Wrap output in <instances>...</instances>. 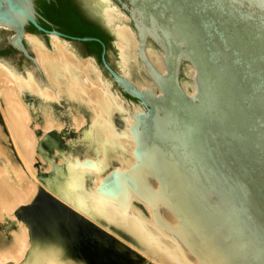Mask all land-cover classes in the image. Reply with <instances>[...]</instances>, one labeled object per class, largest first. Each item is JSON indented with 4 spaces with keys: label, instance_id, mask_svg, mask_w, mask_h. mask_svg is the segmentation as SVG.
Masks as SVG:
<instances>
[{
    "label": "water",
    "instance_id": "water-1",
    "mask_svg": "<svg viewBox=\"0 0 264 264\" xmlns=\"http://www.w3.org/2000/svg\"><path fill=\"white\" fill-rule=\"evenodd\" d=\"M86 1L113 37L115 69L101 44L106 79L141 108L129 130L135 166L108 168L96 193L122 212L130 194L147 204L186 264H264V0ZM39 19L34 0H0V30L30 65L11 66L21 77L40 76L25 36L45 44L28 26L49 33L47 49L54 36L95 63L79 44L93 38L64 40ZM14 215L29 231L20 264H156L41 187Z\"/></svg>",
    "mask_w": 264,
    "mask_h": 264
},
{
    "label": "bare ground",
    "instance_id": "bare-ground-1",
    "mask_svg": "<svg viewBox=\"0 0 264 264\" xmlns=\"http://www.w3.org/2000/svg\"><path fill=\"white\" fill-rule=\"evenodd\" d=\"M25 38L40 76L26 69L21 77L0 62V224L15 219L16 226L0 230V264H20L30 248L28 228L14 212L32 202L39 187L121 232L156 264H186L147 204L130 194L122 212L95 191L108 168L126 172L134 162L129 130L141 108L123 101L92 60L77 57L66 42L52 36L47 49L33 35Z\"/></svg>",
    "mask_w": 264,
    "mask_h": 264
},
{
    "label": "flooded vegetation",
    "instance_id": "flooded-vegetation-1",
    "mask_svg": "<svg viewBox=\"0 0 264 264\" xmlns=\"http://www.w3.org/2000/svg\"><path fill=\"white\" fill-rule=\"evenodd\" d=\"M45 2V4H42V2ZM111 2L115 3L119 9H122L121 3L118 2L117 0H110ZM121 2H126V0H121ZM35 6H36V11L38 12V14L41 16L42 19L38 20L39 25L46 30L47 32H52V31H57L61 34H63L65 36V38H62L64 40H71V38H79V37H75L72 35H69L67 33H65L64 31H62V28L59 24L51 21L50 19H48L44 13L46 14L47 10L50 8H53L55 11H63V12H67V13H72L75 14L79 21L81 23H83L84 25L92 28L93 30L103 34L104 36H106L108 38V48L105 47V45L95 36H87L84 38H93V41H87V42H81L79 44H82L85 46V50L88 54H91L92 56H94L93 58L95 59V68H97L100 72V76L101 78L105 79L106 76L108 75L107 72L105 70H103L102 67V62H101V52H102V47L101 44L104 45L106 52H105V56L104 59L106 60L107 63H110L111 68L115 69V65H113L110 61V57H109V52L112 49V34L109 31V29L105 26V24H103L101 22V20L97 17L91 14V11L88 8V4L86 0H54V1H50L47 2L45 0H34ZM53 5V7H52ZM26 30L28 32L31 33H35L37 35L42 34L44 36L45 39H48L49 33L45 34V33H39V32H33L31 30V26H28L26 28ZM75 43H77L76 41H73ZM90 42H96L99 43L100 45V51L99 52H94L89 48L88 43ZM1 50H8L7 53L17 57L19 60L21 61H25L27 62V60L23 57V56H18V52L16 50H14L10 45L7 44L6 38H4L3 40H0V51ZM114 51V50H113ZM112 90H114L116 87L115 85L113 87H111ZM124 97L128 100V101H134V102H138L132 98H130L129 96L123 94Z\"/></svg>",
    "mask_w": 264,
    "mask_h": 264
},
{
    "label": "trees",
    "instance_id": "trees-1",
    "mask_svg": "<svg viewBox=\"0 0 264 264\" xmlns=\"http://www.w3.org/2000/svg\"><path fill=\"white\" fill-rule=\"evenodd\" d=\"M42 4H45V2L43 1ZM44 15L51 21L59 24L62 28V31H64L65 33L79 38H84L87 36H95L105 45L106 48H108V41H109L108 38L103 34L81 23L75 14L72 13L69 14L67 12L65 13L63 11H57V10L55 11L53 8L49 7L46 14L44 13ZM31 30L33 32H36V30L33 27H31ZM88 45L92 51L94 52L100 51L99 43L90 42L88 43ZM7 52L8 50L3 51V53H7Z\"/></svg>",
    "mask_w": 264,
    "mask_h": 264
},
{
    "label": "rangeland",
    "instance_id": "rangeland-1",
    "mask_svg": "<svg viewBox=\"0 0 264 264\" xmlns=\"http://www.w3.org/2000/svg\"><path fill=\"white\" fill-rule=\"evenodd\" d=\"M29 33H31V32H29ZM33 34H35V33H33ZM37 35V34H36ZM8 36V31H6V30H0V40H3L4 38H6ZM48 43H49V40H47V39H45V46H47L48 47ZM3 51L4 50H1L0 51V58H4V59H6L7 60V62H8V64H9V66L11 67H15V68H18V69H23V68H29V64L27 63V62H25V61H21V60H19L17 57H15V56H13V55H11V54H9V53H3ZM71 51H73L76 55H80L79 54V52H78V50L76 49V47L73 45V48H71ZM87 57H89V56H87ZM93 63V62H92ZM93 65H94V63H93ZM95 66V65H94ZM114 91V90H113ZM9 144V146H10V148L12 147L10 144L11 143H8ZM73 144L74 145H79V144H81V142L79 141V140H74L73 141ZM62 154H65V151L63 150L62 151ZM70 159V158H69ZM69 159H67L68 161H72L71 159L69 160ZM74 160H75V158H74ZM135 164H136V159H135V157H134V162L130 165V167L128 168V170H130L132 167H134L135 166ZM33 165H34V168H35V166L37 165V162H34L33 163ZM127 170V171H128ZM38 171V169H37V167H36V172ZM41 172H45V171H41ZM36 183V184H35ZM31 184V183H30ZM34 185H35V189H36V185H40L39 184V182H38V180H37V178H36V175H35V182H34ZM128 191H131L130 190V188L129 187H127L126 188ZM35 192H36V190H35ZM34 195V194H33ZM33 197V196H32ZM12 220H15V219H10L9 221H12ZM16 223V225H17V221L15 222ZM16 227V226H15ZM14 227V228H15ZM14 228H11V229H14ZM13 231V230H12ZM10 234V233H9Z\"/></svg>",
    "mask_w": 264,
    "mask_h": 264
}]
</instances>
